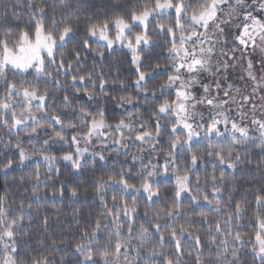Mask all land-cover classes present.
<instances>
[{
    "label": "snow or ice",
    "instance_id": "obj_1",
    "mask_svg": "<svg viewBox=\"0 0 264 264\" xmlns=\"http://www.w3.org/2000/svg\"><path fill=\"white\" fill-rule=\"evenodd\" d=\"M0 264H264V0H0Z\"/></svg>",
    "mask_w": 264,
    "mask_h": 264
},
{
    "label": "trees",
    "instance_id": "obj_2",
    "mask_svg": "<svg viewBox=\"0 0 264 264\" xmlns=\"http://www.w3.org/2000/svg\"><path fill=\"white\" fill-rule=\"evenodd\" d=\"M3 182L2 181H0V184H2Z\"/></svg>",
    "mask_w": 264,
    "mask_h": 264
}]
</instances>
